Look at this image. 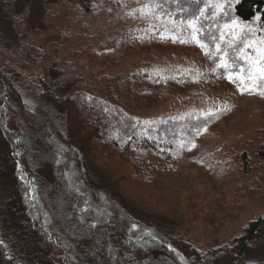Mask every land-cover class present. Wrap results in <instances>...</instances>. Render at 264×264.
Instances as JSON below:
<instances>
[{
  "label": "trees",
  "instance_id": "16d2710c",
  "mask_svg": "<svg viewBox=\"0 0 264 264\" xmlns=\"http://www.w3.org/2000/svg\"><path fill=\"white\" fill-rule=\"evenodd\" d=\"M105 1L0 0L1 212L16 228L11 234L23 235L17 255L0 234V264H264L247 260L264 216L221 245L214 238L204 245L181 224L127 203L114 187L162 185L220 117L153 114L193 100L208 82L197 69L122 65L146 36L137 35L159 37L168 21L211 53L236 20L258 18L264 27V0H132L153 13L116 43L96 45L86 18ZM242 143L236 183L264 194V127ZM206 199L191 194L177 206L198 220ZM207 206L202 223L217 234L219 220Z\"/></svg>",
  "mask_w": 264,
  "mask_h": 264
},
{
  "label": "rangeland",
  "instance_id": "374dc122",
  "mask_svg": "<svg viewBox=\"0 0 264 264\" xmlns=\"http://www.w3.org/2000/svg\"><path fill=\"white\" fill-rule=\"evenodd\" d=\"M153 11L154 8L132 0H108L99 3L86 20L95 36L96 45H102L121 40L132 23H142L146 13L150 15ZM69 15L72 17L80 13L70 12ZM236 21L228 26L229 29L227 25L222 29L224 33L215 43L218 47L212 45L211 53L209 47L207 49L197 44V38L190 36L185 39L187 35L168 26V21L164 23L159 37L154 35L155 32L150 34L152 30L148 33L142 30V35H137L138 39L146 35L144 39L150 42L146 44V40H139L130 57L122 64L149 63L183 74L197 69L208 82L202 83L200 94L195 95L193 100L179 101L177 107L162 106L153 110V114L172 110L176 113L194 111L200 115L220 114L214 127L199 138L188 160L182 162L177 171L159 186L126 181L114 183L116 191L127 203L181 224L180 227L188 228L195 240L204 245L210 238L216 239L217 245H221L230 236L239 233L249 221L264 216L263 192L255 190L250 193L251 188L246 184L239 186L236 182L240 175L234 173L235 156L240 153L238 147L243 144L242 140L253 138L255 131L264 127V95L261 94L264 93V79L259 77L253 67L254 63L257 67H264V59L260 58L264 53V27L258 18L250 25ZM153 23L159 25L155 21ZM230 30L233 31L231 34L228 32ZM137 50L138 53H135ZM250 75L253 79H249ZM97 164L102 170H107L103 164ZM45 177L50 179L49 173H45ZM241 188L248 189L244 191ZM201 192L206 194L207 203L200 201L199 206L204 210L196 220L183 205L178 207L177 202H183L191 194L199 198ZM5 196V191L0 187V234L2 241L18 255L20 249L16 241L22 239L23 235L20 236L18 231H15L17 236L11 234L15 226L1 212ZM205 204H211L207 207L211 214H216L213 219L219 220L217 234L214 225L202 223L201 217L207 209ZM176 208H179L178 212ZM251 251L252 256L248 259V254V261L264 262V233L253 243Z\"/></svg>",
  "mask_w": 264,
  "mask_h": 264
},
{
  "label": "snow or ice",
  "instance_id": "6c2138e0",
  "mask_svg": "<svg viewBox=\"0 0 264 264\" xmlns=\"http://www.w3.org/2000/svg\"><path fill=\"white\" fill-rule=\"evenodd\" d=\"M260 58H261V59H264V53H262V55H261ZM253 67L255 68L256 73L259 75V77H260L261 79H264V67H257L255 63L253 64ZM230 79H231V77H230ZM249 79H253V76L250 75V76H249ZM242 82H243V81H242ZM244 90H248V89H244ZM261 94L264 95V93H261Z\"/></svg>",
  "mask_w": 264,
  "mask_h": 264
}]
</instances>
